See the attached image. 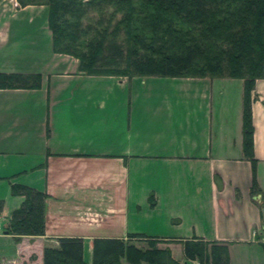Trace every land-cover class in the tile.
Listing matches in <instances>:
<instances>
[{
  "label": "crops",
  "instance_id": "0c3cea01",
  "mask_svg": "<svg viewBox=\"0 0 264 264\" xmlns=\"http://www.w3.org/2000/svg\"><path fill=\"white\" fill-rule=\"evenodd\" d=\"M44 7L0 0V57L21 49L22 15ZM58 55L74 69L42 75L39 89H0V264H44L60 237H82L91 264L94 238L131 233L169 241L174 257L181 239L230 242V264H264V79L252 95L253 197L243 79L94 76ZM13 184L49 195L45 235L7 230L24 201Z\"/></svg>",
  "mask_w": 264,
  "mask_h": 264
},
{
  "label": "trees",
  "instance_id": "16d2710c",
  "mask_svg": "<svg viewBox=\"0 0 264 264\" xmlns=\"http://www.w3.org/2000/svg\"><path fill=\"white\" fill-rule=\"evenodd\" d=\"M21 7L45 5L53 51L78 60V71L94 76L199 77L244 80L243 151L256 178L253 91L264 79V0H18ZM39 73L0 72V89H39ZM24 197L11 214L9 233L43 236L49 195L23 184ZM2 204V202H1ZM264 231V229H263ZM260 245L264 252V235ZM44 248V264H87L82 237H60ZM175 241V240H173ZM186 264H230V242L200 237L178 240ZM167 240L131 233L94 238L91 264H185Z\"/></svg>",
  "mask_w": 264,
  "mask_h": 264
},
{
  "label": "rangeland",
  "instance_id": "374dc122",
  "mask_svg": "<svg viewBox=\"0 0 264 264\" xmlns=\"http://www.w3.org/2000/svg\"><path fill=\"white\" fill-rule=\"evenodd\" d=\"M7 2L10 3L11 0H7ZM13 5L14 9L21 6L18 0H13ZM22 16L23 25L21 28L15 26L12 30L13 41L21 42V49L11 54L8 59H4V56L0 57V71L11 72L17 65V69L23 71L20 73H39L48 76L50 72L60 71L66 67L74 69L75 64L66 65L65 62H62L65 57L59 56L53 51L47 7L29 10ZM7 60L9 61L7 62ZM166 83L172 82L166 81ZM178 248L181 251H178ZM174 254L176 258H181L184 254L183 246L175 247Z\"/></svg>",
  "mask_w": 264,
  "mask_h": 264
},
{
  "label": "built area",
  "instance_id": "2783aa9c",
  "mask_svg": "<svg viewBox=\"0 0 264 264\" xmlns=\"http://www.w3.org/2000/svg\"><path fill=\"white\" fill-rule=\"evenodd\" d=\"M192 264H199V262H192Z\"/></svg>",
  "mask_w": 264,
  "mask_h": 264
},
{
  "label": "water",
  "instance_id": "95a60500",
  "mask_svg": "<svg viewBox=\"0 0 264 264\" xmlns=\"http://www.w3.org/2000/svg\"><path fill=\"white\" fill-rule=\"evenodd\" d=\"M185 264H186V262H185Z\"/></svg>",
  "mask_w": 264,
  "mask_h": 264
}]
</instances>
